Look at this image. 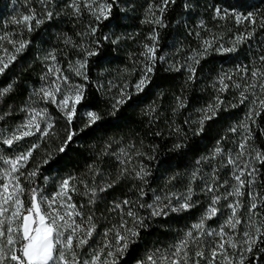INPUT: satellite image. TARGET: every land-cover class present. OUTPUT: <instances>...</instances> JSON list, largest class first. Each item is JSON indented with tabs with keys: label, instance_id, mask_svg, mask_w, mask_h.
I'll return each mask as SVG.
<instances>
[{
	"label": "snow or ice",
	"instance_id": "obj_1",
	"mask_svg": "<svg viewBox=\"0 0 264 264\" xmlns=\"http://www.w3.org/2000/svg\"><path fill=\"white\" fill-rule=\"evenodd\" d=\"M20 2L0 34V264H264V0ZM225 54L248 63L217 71ZM137 108L143 134L73 147Z\"/></svg>",
	"mask_w": 264,
	"mask_h": 264
},
{
	"label": "trees",
	"instance_id": "obj_2",
	"mask_svg": "<svg viewBox=\"0 0 264 264\" xmlns=\"http://www.w3.org/2000/svg\"><path fill=\"white\" fill-rule=\"evenodd\" d=\"M248 3L260 5L261 0H248ZM20 7H21L20 0H0V34H3V31L5 30L4 28L5 21H10L12 16L18 15V10L20 9ZM184 15H185V18H187V14L185 13ZM212 26L213 25L210 22L209 27H212ZM64 28L70 32L71 24L70 23L65 24ZM140 38L142 39V36ZM183 39H184L183 35L177 36L176 33L173 32L171 35L165 36V39L162 41V44L166 45L167 48L170 49L177 40H183ZM214 63H215V68L218 71L221 68L224 70H228L233 67L234 63H245L246 64L248 63V60L245 58L244 54H241L239 56H236L235 54H225V55H216ZM115 66L116 64L113 65V67ZM37 71H39V69H37ZM203 75L207 76V79L202 78L200 80V82L198 83L196 87L195 93H194L196 97L200 98L201 103H203L210 97V93L212 91L211 83H210L212 76L208 75L207 68ZM32 79H36L35 73L32 74ZM181 80H182V77H177L175 81H169V84L171 85L170 91H178L179 83L181 82ZM157 82H159V79H157ZM188 94L193 95V93L191 92H189ZM151 98L152 97L146 98L145 103H147L148 100ZM165 103H167V101ZM243 111H244L243 108L239 109L238 114L242 116ZM130 118L131 119H130L129 124L123 130L118 131L116 128H107L104 130V132H98L96 134V137H88L86 142L82 140L77 141L76 144H73V147L79 148V150L84 153V156H90L93 154L92 146L97 143L98 138L101 135H109V136L115 135L117 136V138H119L120 135H126L129 129H135L136 131H139L141 134H143L144 128L143 126L139 124V120L141 119V117L139 116V108L136 109L135 113H130ZM9 123H11V121H9ZM37 155H39V153H37ZM176 163L180 164L181 166L179 168H176L175 170L183 172L185 170L183 165L187 164L188 162L187 161H177ZM81 165H83V160H81ZM162 183H163L162 180H158L156 183L153 184V187H156L157 184H162ZM176 187L177 189H180L181 185L177 184ZM116 195H119V192H117ZM186 222L187 221L183 219L170 221L169 223H170L171 230L166 235L161 234L164 232V229H158V231L153 233L152 236L146 238L148 241V246L151 247L153 244L157 242H159L161 245H166L167 243L171 242L172 238L175 235V231L179 228L184 227Z\"/></svg>",
	"mask_w": 264,
	"mask_h": 264
}]
</instances>
